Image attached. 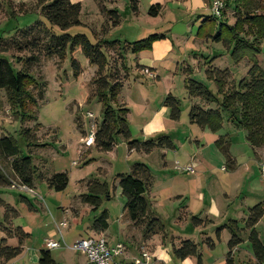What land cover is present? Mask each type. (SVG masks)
Listing matches in <instances>:
<instances>
[{
	"label": "rangeland",
	"instance_id": "374dc122",
	"mask_svg": "<svg viewBox=\"0 0 264 264\" xmlns=\"http://www.w3.org/2000/svg\"><path fill=\"white\" fill-rule=\"evenodd\" d=\"M10 1L0 0V36L7 38V34H13L16 29L31 27L38 21L45 22L36 7V0H12L11 4ZM137 1L138 16L133 12L132 0H85L80 18L83 27L79 33H85L93 44L96 38L99 40L107 38V41L118 39L122 43H135L153 35L166 38L158 40L153 51L148 50L144 53L145 58L154 60L157 74L149 70L153 75L151 77L142 72L139 68L140 53L136 55L132 52L125 60V67L129 73L126 82H123L126 74L119 55L113 53L107 74H111L112 79L118 83H125L119 104L124 103L125 108L130 111L128 122L131 126L132 141L145 142L146 139L165 135L176 149L166 150L167 153L161 149H155L150 154L139 153L130 151L128 144L121 137H117L115 147L109 153H102L95 146L86 148L83 141L92 132H96L103 121V105L93 94L96 88L94 81L97 79V68L90 65L82 50H77L73 56L68 54L64 60L40 54V61L31 65L29 70L39 84L32 92L38 97L43 91V100H39L36 106L31 107L30 115L33 120L23 122L18 109L10 103L8 94L0 91V137H13L24 155L34 157L35 164L43 176L67 173L69 185L64 192L56 193L49 190L45 183L37 181L35 194L9 189L1 198L6 203H11L20 215L26 210L29 211L23 201V198L27 199L44 216L49 213L45 207L52 212L60 213L61 209L79 203L83 194L79 185L81 180L86 182L98 180L109 185L111 199L104 198L102 206L93 213L96 215L90 220L93 222L95 217H100L108 210L109 220L116 223L113 225V228H116L125 225L122 224L121 217L124 215L126 202L118 185L117 176L130 174L134 165L142 164L149 169L152 177L151 194L158 202L157 212L165 225L166 234L152 238L151 244L155 246L157 252L159 251L158 254L164 252L168 255L169 261L166 263L182 264L172 256L171 241L163 244L165 238L169 239L170 235L172 236L170 240L176 238L173 242L176 246H180L184 241L195 243L199 254L202 255L203 264H227L231 234L227 229H223L219 232V238L218 230L230 220L237 221L240 227H244L243 218L248 210L264 202V179L258 166V158L247 142L246 132L230 123L227 114H223V129L219 134L203 131L191 124L189 116L192 107L202 103L199 99L191 100L185 87L187 81L192 80L216 93V86L206 77V67L209 65L220 70L228 69L237 84L247 75L250 66L246 61L235 64L226 43L230 40L231 49L235 47L234 35L229 29V26L234 25V21L230 20L234 18L235 11L227 7L233 0H221L226 6L222 19L215 18L212 12V6L218 0ZM21 3L26 5L21 6ZM156 5H161V12L159 16L151 17L150 9ZM111 11L118 12L120 26L110 28ZM109 28L111 30H107ZM219 35L222 41L217 40ZM252 35L254 34L250 33L248 36ZM262 43L263 41L256 46L262 50L259 54V65L264 69ZM32 54L14 51L6 55L0 53V58L10 60L15 69L20 70L26 67L25 60ZM73 58L78 60L84 69V73L78 78L73 75ZM214 58L215 61L211 62ZM19 59L22 61L18 62ZM197 61L201 65L198 66ZM184 70H189L190 75H185ZM170 94L180 103L181 118L177 122L167 121L165 131L151 134V130L145 128L151 118H155L157 112L163 110L160 116L169 118L168 110L164 108L163 103ZM113 107L119 109V106ZM165 109L167 115L163 117ZM205 109H215V106ZM160 116L158 118H161ZM24 118L30 117L25 115ZM38 124L41 128L36 135L37 139L33 141L34 146L30 154L22 130H35ZM220 136L229 137L231 157L237 159L234 169L227 166L226 157L216 148L215 142ZM190 137L193 139L192 142H201L200 148L197 143L196 145L192 143L196 148L192 157H197L203 163L201 167L196 168L195 174L185 173L180 169L186 167L191 159L187 149L181 148L182 142H189ZM81 149L84 150L82 154ZM261 154L264 158V149ZM74 162L78 165H73ZM261 163L264 161L261 160ZM183 182L185 186H182ZM170 189L175 194L185 195L181 203L167 198ZM199 195L205 199L199 201ZM213 203L217 206V212L212 211ZM185 206H189L193 216L190 220H181L178 223L176 219L178 212ZM183 212L184 218L186 211ZM201 213L206 214L212 222L206 223L205 228L194 227L192 217H197ZM4 215L5 211L0 207V225L4 224ZM85 223H88L87 220ZM255 229L264 244V218ZM201 230L209 234L215 244L214 248L207 245L208 239ZM4 235L0 230V241ZM140 237V242H143V236ZM248 237L249 232L243 233L242 245L233 251V264H252L253 253ZM150 255L152 260L157 257L155 253ZM135 259L140 262L139 264H143L140 255ZM189 261L197 264V259L192 258Z\"/></svg>",
	"mask_w": 264,
	"mask_h": 264
},
{
	"label": "trees",
	"instance_id": "16d2710c",
	"mask_svg": "<svg viewBox=\"0 0 264 264\" xmlns=\"http://www.w3.org/2000/svg\"><path fill=\"white\" fill-rule=\"evenodd\" d=\"M132 3L133 12L137 13L138 1L132 0ZM231 4L227 7L235 11L234 18L230 20L234 21V25L228 26L233 32L235 47L231 49L230 40L226 43L228 49L231 50L233 62L239 64L246 61L250 68L247 75L237 84L228 69L220 70L211 65L206 67L207 80L216 86V93L202 84L188 80L185 87L188 97L191 100L199 99L202 103L192 107L189 117L192 125L198 126L203 131L208 130L213 134H219L223 129V114H227L230 123L246 132L247 142L258 157V154L264 149V69L259 65V54L262 53V50L260 51L256 44L260 45L262 41L264 43V0H233ZM25 5V3H21V6ZM36 7L45 22L38 21L31 27L16 29L13 34H7V38L0 36V53L2 55L14 51L33 53L25 60L26 67L20 70L15 69L10 60L0 58V91L8 94L10 103L19 111L20 119L23 122L33 120L30 115L31 107L36 106L38 101L43 100L44 97L43 91L38 97L32 92V89L38 87L39 84L29 70L31 65L40 61V54L48 58L56 57L59 60H64L68 54L73 56L77 50H82L90 65L97 68V79L94 81L96 88L93 94L103 105V121L95 132L94 146L97 150L102 153L112 152L117 137H121L128 144L130 151L150 154L155 149L175 150V145L165 135L145 142L132 141L128 123L130 111L125 108L124 103L119 104L125 86L123 82H126L129 76L128 68L125 67L127 55L131 52L137 55L143 51L151 50L155 41L165 39V37L153 35L135 43H122L118 39L107 41V38L104 40L96 38V42L93 44L85 33H79L83 27L80 21L83 10L81 3H73L71 0H36ZM225 10L222 17L225 16ZM160 12L161 5H156L150 9L149 15L157 17ZM110 21V28L120 25V16L117 11L110 12ZM110 28L107 30H111ZM250 33L254 35L249 37ZM217 40L222 41L220 35ZM113 53L122 58L121 66L126 78L121 84L113 80L111 74H107L109 62L114 56ZM19 61L22 60L19 59ZM72 68L75 78L84 73L80 62L75 58L72 59ZM139 68L142 72L147 69L141 65ZM189 70H184L185 75H190ZM113 105L119 106V109L114 108ZM163 105L171 110L172 121L180 120V103L176 98L170 94ZM212 105L215 106V109H205ZM25 115L30 118L25 119ZM35 121H37L36 118ZM36 128L35 130H22V136L28 143L30 154H32L31 148L34 146L33 141L37 139L36 135L41 126L38 124ZM215 145L226 157L227 166L234 169L236 161L230 154L229 137L220 136ZM151 179L149 169L142 164L134 165L130 174L117 176L118 185L126 200L124 215L136 228L141 230L145 241L160 234H166L163 219L156 213L149 198ZM37 181L45 183L49 190L62 193L69 185V176L67 173L43 176L32 155H24L13 137L1 136L0 191L18 189L19 187H26L33 191ZM79 185L84 190L80 203L91 207L93 212L100 209L104 198L111 199L107 183L89 180L88 182L81 181ZM23 201L32 211V204L27 199L23 198ZM0 207L5 211L4 224L0 225V230L5 234V238L0 241V261L6 264L17 259L23 253L24 243L30 239V235L14 225L20 214L1 198V194ZM263 217L264 202L248 210L244 227H240L237 221H229L218 230L219 238V232L223 229H227L231 234L227 264H233V251L242 245V236L245 232H249L248 241L255 259L252 264H264V244L255 229ZM108 220V212L104 211L94 221L93 231L96 233L105 232L109 227ZM192 221L194 227L197 228L206 224L197 217H192ZM9 239H17L19 245L17 247L8 246ZM206 242L210 248L215 247L213 240L208 239ZM172 255L179 261L193 258L197 259V264H203L198 246L192 241H184L180 246H173ZM39 264H55L48 250L41 252Z\"/></svg>",
	"mask_w": 264,
	"mask_h": 264
},
{
	"label": "crops",
	"instance_id": "0c3cea01",
	"mask_svg": "<svg viewBox=\"0 0 264 264\" xmlns=\"http://www.w3.org/2000/svg\"><path fill=\"white\" fill-rule=\"evenodd\" d=\"M71 1L73 3L83 4V2L85 0H71ZM135 14H137V16H138L139 11ZM162 40H166V38L162 39ZM154 43L152 45V49L150 50V52L153 51L154 46L156 44H158V40L155 41ZM144 53H145V51L141 52L139 54V61L141 63V66H143L144 68L150 69L153 74H157V69L155 68L154 60L153 59L150 60V59L145 58ZM142 58H144L143 61H142ZM197 62H198V66H199L200 63H199V61H197ZM164 108H166V107H164ZM166 109L168 110V117L169 118H162L160 116V113L163 111L162 110L159 113L157 112V114H159V115L156 114L154 116L155 118H151L150 123H148V125H146L145 129L149 128L151 130L150 131L151 134H153L155 132L159 133L161 131H165L164 128L166 127L165 125H166L167 121L174 122L170 118L171 110L168 108H166ZM166 109L164 110L163 117L167 115ZM158 116H160L161 118H158ZM128 118H129V116H128ZM129 127L131 128L130 125H129ZM144 134H145V132H144ZM145 136H147V135H145ZM160 136H162V135H160ZM146 140H148V139H146ZM192 140L193 139H191V137H190L189 142L188 141H186L184 143L182 142L181 148H186L187 151L189 152L190 156H191V159L188 161L189 162L188 165H195V166H197L196 168H199L203 165V163L200 160H198L197 157L196 158L192 157V156H194V155H192L194 152V149H196L192 146V143H194V144L197 143L198 147L200 148L201 142L200 141L199 142L198 141L192 142ZM175 149H176V146H175ZM83 151L84 150L81 149L80 154H82ZM163 151H165V153H167L166 150H163ZM165 156H167V154ZM257 158H258V166L260 168V165L262 164V163L260 164V161L261 160L264 161V158H263L261 152L258 154ZM234 160L237 162L236 158ZM74 163H76V162H74ZM74 163H73V165H74ZM81 181H86V180H81ZM182 186H185V182L182 183ZM184 189H186V188H184ZM8 190H1L0 194L3 195L5 193H7ZM81 190L84 192L83 189H81ZM151 191H152V188H151L150 193H149V198L152 201V205H153L154 210L156 211L157 214H159L157 212L158 202L155 199H153ZM29 193L35 194V190H33L32 192H29ZM166 196L170 201L175 200V201H178L179 203H181V201H183V199L185 198V195H183V193H176L175 194L171 189L169 190V192ZM198 198H199V201L201 199H205V197L202 195H199ZM10 205H11V203H10ZM211 207H212L213 212H217V206L215 203H213L211 205ZM45 208L49 212L47 214H45L46 212H44L45 218H44L43 214L40 211H38L36 209V207L32 204V211L30 209H29V211L26 210V212L23 213V215H20L19 219H17L14 222V225L16 227L22 228L26 233H28L30 235V239H28L24 243L23 253L17 259H15L9 263H6V264H39L40 259H41V252L47 250V249H45V242L47 240H54V241L63 242V246L65 244V246L62 247V249L51 250V251L48 250V252L50 253L55 264H90L86 255L80 251L72 249V246L75 244V242H77L81 239H85L88 237H95V236H99V235H104L110 246H115V245L120 244V243L125 245L126 253H125L124 259L127 262H131L134 258H137L140 255L141 250L144 249V250L148 251L149 254L155 253L157 256V257L153 258V260L150 264H169V263H166L169 261L168 255L165 254L164 252H162L161 255H159L158 254L159 251L157 252L155 246H153L151 244L153 239H150L148 241L143 240V242H140V239H141L140 236L142 235L141 230L136 228L125 217V215H123L121 217V222H122V224L125 223V225H122V226L119 225L118 227L113 228V225H116V223H113V221L110 222V220H108V224H109L108 229L105 232L96 233L95 231H93L92 227H93L94 221L96 219H98L99 216L95 217L93 219L94 221L92 222V219L90 220V218H92V216H95L96 214H93L94 212H93V209L91 207H89L87 205H82L80 203V201H79V203H77L74 206H71L70 208L61 209L60 213L55 212V211L52 212L51 210H49L48 207H45ZM183 211H186L184 218L182 217L183 216L182 213H184ZM186 213H187V215H186ZM108 215L110 218L109 212H108ZM24 216L27 219H25ZM191 216H193V215L190 213L189 206H185L178 212V217H176V219L178 220V223H180L181 220H187V219L190 220ZM247 216H248V212H247V214H245V218H243V221H244L243 224L244 225H245V221L247 219ZM197 218L206 222L207 224L212 222V221H209V218L206 214L201 213L200 215L197 216ZM23 220H24V222H23ZM26 220H28V221H26ZM86 220L88 222L87 224L85 223ZM64 221L68 222V228L61 229L60 224ZM230 221H232V220H230ZM16 223H18V225H16ZM203 228H205V226H203ZM203 230H206V229H203ZM203 230H201V231H203ZM203 233H205L207 239H211L209 237V234H206V231L205 232L203 231ZM3 238H5V235ZM170 239H172V236L169 235V239L166 237L163 244H165V242H167V241H171L172 245L176 246L173 243L176 241V238L173 237L174 240H170ZM34 240L37 242L34 243L33 242ZM18 245L19 244H18L17 239H9L8 240V246L17 247ZM189 260H191V259H186L185 261H181V262H182V264H186V263L192 264ZM254 261H255V259H254L253 254H252L251 262L254 263ZM0 264H4V263H2L0 261ZM143 264H149V263H143Z\"/></svg>",
	"mask_w": 264,
	"mask_h": 264
},
{
	"label": "built area",
	"instance_id": "2783aa9c",
	"mask_svg": "<svg viewBox=\"0 0 264 264\" xmlns=\"http://www.w3.org/2000/svg\"><path fill=\"white\" fill-rule=\"evenodd\" d=\"M212 12L215 18H221L222 13L225 9V5L221 0H218L212 6ZM144 73L153 76L150 73L149 69H145ZM92 118V115H90ZM95 143V132H92L89 136L85 138L83 144L86 148H91ZM77 165V163H74ZM182 172L195 174L196 166L195 165H187L184 168H180ZM261 174L264 179V163L260 165ZM18 188V187H17ZM19 190L32 192V190L26 187H19ZM61 229L68 228V222L64 221L60 224ZM65 246V244H64ZM63 242L47 240L45 242V249L58 250L62 249ZM72 249L82 252L86 255L90 264H139L140 262L135 258L131 262H127L124 259L126 253V247L123 244H117L115 246H110L107 239L104 235H99L95 237H88L85 239H81L72 246ZM141 262L142 263H150L152 261L151 255L146 250H141L140 252Z\"/></svg>",
	"mask_w": 264,
	"mask_h": 264
}]
</instances>
